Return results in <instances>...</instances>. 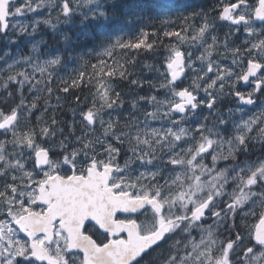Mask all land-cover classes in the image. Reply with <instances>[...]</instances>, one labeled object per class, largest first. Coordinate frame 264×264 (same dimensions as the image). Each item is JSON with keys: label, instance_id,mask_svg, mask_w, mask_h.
Returning <instances> with one entry per match:
<instances>
[{"label": "snow or ice", "instance_id": "1", "mask_svg": "<svg viewBox=\"0 0 264 264\" xmlns=\"http://www.w3.org/2000/svg\"><path fill=\"white\" fill-rule=\"evenodd\" d=\"M0 42V264H264V0H0Z\"/></svg>", "mask_w": 264, "mask_h": 264}, {"label": "trees", "instance_id": "2", "mask_svg": "<svg viewBox=\"0 0 264 264\" xmlns=\"http://www.w3.org/2000/svg\"><path fill=\"white\" fill-rule=\"evenodd\" d=\"M191 2H193V3H211L212 0H211V2H209V0H191ZM173 19H174V17H173ZM151 27H152L151 25H148L147 26V29L148 30H151ZM160 27H161L160 23L159 22H156L155 23V28L156 29H159ZM151 38L152 37H150V39ZM160 39H161V41L163 42L164 45H167L169 43V40L170 39L173 42H175V40H176L175 37L167 38V37H163L162 35H161ZM157 47L159 49V52H163L164 51V48L162 46H159L158 45ZM157 56H158L157 53L145 52V53H143V55L139 59L142 61V63L157 64L158 65V62L159 61H158ZM61 75L63 76L64 73H61ZM137 75L151 76V77L154 78V76L156 75V73L155 72L149 73L146 69L141 72L140 66L138 65V67H137ZM126 91H128V90L126 89ZM86 92H87V90L85 89V91H84L83 94H86ZM60 95H61V97H63L65 94L64 93H60ZM55 103H56V101L53 98L52 104L55 105ZM57 116L58 117H61L65 121H69L70 118H71V114L67 110H65L62 115H61V113L58 112L57 113Z\"/></svg>", "mask_w": 264, "mask_h": 264}, {"label": "rangeland", "instance_id": "3", "mask_svg": "<svg viewBox=\"0 0 264 264\" xmlns=\"http://www.w3.org/2000/svg\"><path fill=\"white\" fill-rule=\"evenodd\" d=\"M47 35L50 36V33L47 34ZM21 47H25V45H21ZM181 47L184 48V49H187V48H188V45H181ZM191 52H192V54H193L194 56L198 54L196 48H192V49H191ZM157 75H158V73H156V75L154 76V78H155Z\"/></svg>", "mask_w": 264, "mask_h": 264}, {"label": "flooded vegetation", "instance_id": "4", "mask_svg": "<svg viewBox=\"0 0 264 264\" xmlns=\"http://www.w3.org/2000/svg\"><path fill=\"white\" fill-rule=\"evenodd\" d=\"M209 2H211V0H209ZM4 50V42H0V51ZM225 63H227V61H224Z\"/></svg>", "mask_w": 264, "mask_h": 264}]
</instances>
